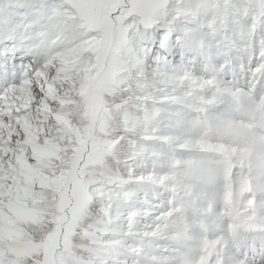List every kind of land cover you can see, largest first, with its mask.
<instances>
[{"label":"snow or ice","instance_id":"obj_1","mask_svg":"<svg viewBox=\"0 0 264 264\" xmlns=\"http://www.w3.org/2000/svg\"><path fill=\"white\" fill-rule=\"evenodd\" d=\"M0 264H264V0H0Z\"/></svg>","mask_w":264,"mask_h":264}]
</instances>
